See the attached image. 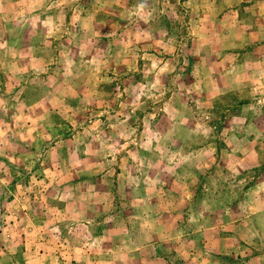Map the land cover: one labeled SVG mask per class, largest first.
I'll list each match as a JSON object with an SVG mask.
<instances>
[{
  "label": "rangeland",
  "instance_id": "rangeland-1",
  "mask_svg": "<svg viewBox=\"0 0 264 264\" xmlns=\"http://www.w3.org/2000/svg\"><path fill=\"white\" fill-rule=\"evenodd\" d=\"M264 264V0H0V264Z\"/></svg>",
  "mask_w": 264,
  "mask_h": 264
},
{
  "label": "crops",
  "instance_id": "crops-1",
  "mask_svg": "<svg viewBox=\"0 0 264 264\" xmlns=\"http://www.w3.org/2000/svg\"><path fill=\"white\" fill-rule=\"evenodd\" d=\"M150 255V258L147 259V261L145 262V264H153V261H156V260H159V259H163L164 260V256H158V255H155V254H149Z\"/></svg>",
  "mask_w": 264,
  "mask_h": 264
}]
</instances>
